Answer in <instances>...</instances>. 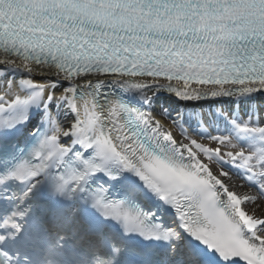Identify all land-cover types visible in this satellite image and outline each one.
<instances>
[{
    "label": "snow or ice",
    "instance_id": "1",
    "mask_svg": "<svg viewBox=\"0 0 264 264\" xmlns=\"http://www.w3.org/2000/svg\"><path fill=\"white\" fill-rule=\"evenodd\" d=\"M185 237L180 264H264V0H0V264H178Z\"/></svg>",
    "mask_w": 264,
    "mask_h": 264
},
{
    "label": "bare ground",
    "instance_id": "2",
    "mask_svg": "<svg viewBox=\"0 0 264 264\" xmlns=\"http://www.w3.org/2000/svg\"><path fill=\"white\" fill-rule=\"evenodd\" d=\"M162 99L167 101L168 99H174V97L168 96L167 94L162 96H157L155 98L154 108L159 109V103L161 102Z\"/></svg>",
    "mask_w": 264,
    "mask_h": 264
}]
</instances>
